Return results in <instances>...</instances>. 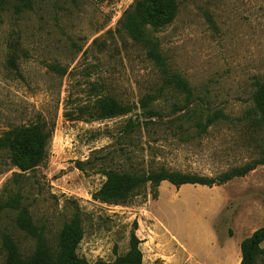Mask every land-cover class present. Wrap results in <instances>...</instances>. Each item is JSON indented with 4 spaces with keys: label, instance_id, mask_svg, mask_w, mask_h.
<instances>
[{
    "label": "rangeland",
    "instance_id": "rangeland-1",
    "mask_svg": "<svg viewBox=\"0 0 264 264\" xmlns=\"http://www.w3.org/2000/svg\"><path fill=\"white\" fill-rule=\"evenodd\" d=\"M134 2L31 0L32 11L15 14L8 1L9 11L0 10V136L35 127L51 134L33 170L21 172L0 152V201L19 194L51 251L79 216L76 255L89 264L123 256L132 231L142 264H241L240 245L264 227V166L220 187L147 186L127 205L94 196L104 170L213 179L261 159L264 128L243 117L264 81V0H177L173 21L148 34L191 99L165 89L146 49L119 27ZM105 98L129 113L106 121L80 115ZM218 112L225 119L207 126ZM205 117L206 129H197ZM16 219V211L0 213V264L6 237L24 256L35 249Z\"/></svg>",
    "mask_w": 264,
    "mask_h": 264
},
{
    "label": "trees",
    "instance_id": "trees-1",
    "mask_svg": "<svg viewBox=\"0 0 264 264\" xmlns=\"http://www.w3.org/2000/svg\"><path fill=\"white\" fill-rule=\"evenodd\" d=\"M14 3L15 14L32 11L31 0H0V10L9 11L5 8L6 3ZM12 11V10H11ZM177 13V0H135L133 5L124 12L119 27L123 33L135 44L143 46L147 51V57L160 70L163 77L165 89L176 94L184 95L187 99L192 98L191 90L181 76L169 74L166 69L165 60L156 43L149 39L148 34L158 32L169 25ZM252 96L253 107L246 111L243 121L251 124L254 128H264V81L256 82ZM142 108L148 109L149 102H140ZM83 117L85 114L93 121H106L124 116L129 110L117 101L109 98L98 100L87 112L86 109L79 112ZM153 114L154 112L148 111ZM225 116L218 112L207 118V126H211ZM196 128L206 129L205 121L195 122ZM50 133H40L37 127L33 129H22L5 132L0 136V152L9 153V160L21 172L33 170L43 164L47 156ZM78 168L81 170L79 164ZM257 166H264V149L260 160L241 168L226 172L216 178L207 179L196 175L181 174L159 168L147 173H136L116 170H104L102 175L105 182L95 194L96 201L108 205H127L128 202L139 196L145 187L156 190L159 185L166 182L178 189L182 186L219 187L230 181L242 178L255 170ZM16 211V225L20 231L25 232L35 242V249L28 255L20 253L12 239L6 237L2 242L4 260L2 264H89L84 259L78 258L76 249L82 240L81 221L75 215L69 222L63 225L55 251H51L45 243L42 234L32 225L26 208L21 207V196L8 197L4 202L0 201V213L2 211ZM264 241V227L255 231L252 236L240 245L241 264H254L257 259L264 255L260 249ZM140 241L131 232L127 252L117 257L113 262H96L94 264H142V253L139 249Z\"/></svg>",
    "mask_w": 264,
    "mask_h": 264
},
{
    "label": "crops",
    "instance_id": "crops-1",
    "mask_svg": "<svg viewBox=\"0 0 264 264\" xmlns=\"http://www.w3.org/2000/svg\"><path fill=\"white\" fill-rule=\"evenodd\" d=\"M233 181V180H232ZM231 182V181H230ZM220 187V186H219ZM213 208H216V205L214 204ZM216 212V211H215ZM216 221V220H215Z\"/></svg>",
    "mask_w": 264,
    "mask_h": 264
}]
</instances>
